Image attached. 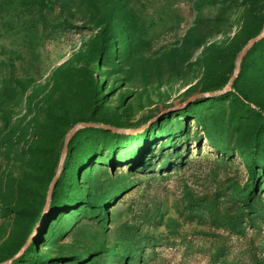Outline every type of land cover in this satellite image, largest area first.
<instances>
[{"label": "rangeland", "instance_id": "1", "mask_svg": "<svg viewBox=\"0 0 264 264\" xmlns=\"http://www.w3.org/2000/svg\"><path fill=\"white\" fill-rule=\"evenodd\" d=\"M0 264H264V0H0Z\"/></svg>", "mask_w": 264, "mask_h": 264}, {"label": "water", "instance_id": "2", "mask_svg": "<svg viewBox=\"0 0 264 264\" xmlns=\"http://www.w3.org/2000/svg\"><path fill=\"white\" fill-rule=\"evenodd\" d=\"M263 33L259 34V35H256L254 37H252L244 46L243 48L241 49L239 55H238V58H237V64H236V70L238 69L239 67V62L244 54V52L246 51V49L250 46L251 43L255 42L258 38H260L262 36ZM234 77V75L231 77V79ZM84 125H92V124H98V125H103L104 127H108V128H114V126L110 125V124H107V123H104V124H101V123H94V122H91V121H86V122H83ZM80 123L78 124H75L68 132L67 136L64 138V144H63V151L66 152V148H67V143H68V139L70 137V135H72L74 133V131L79 127ZM57 174L54 176V178L52 179V182H51V185L49 187V190L51 189L52 187V184L56 178Z\"/></svg>", "mask_w": 264, "mask_h": 264}, {"label": "trees", "instance_id": "3", "mask_svg": "<svg viewBox=\"0 0 264 264\" xmlns=\"http://www.w3.org/2000/svg\"><path fill=\"white\" fill-rule=\"evenodd\" d=\"M108 124V123H107ZM31 257H34V255H30Z\"/></svg>", "mask_w": 264, "mask_h": 264}]
</instances>
